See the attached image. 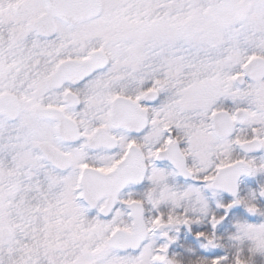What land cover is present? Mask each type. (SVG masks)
Instances as JSON below:
<instances>
[{"label":"snow or ice","instance_id":"6c2138e0","mask_svg":"<svg viewBox=\"0 0 264 264\" xmlns=\"http://www.w3.org/2000/svg\"><path fill=\"white\" fill-rule=\"evenodd\" d=\"M0 264H264V0H0Z\"/></svg>","mask_w":264,"mask_h":264}]
</instances>
